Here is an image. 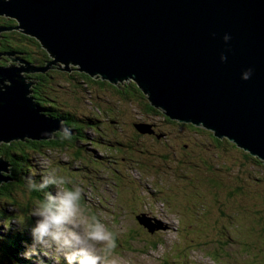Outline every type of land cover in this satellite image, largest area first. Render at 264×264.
Wrapping results in <instances>:
<instances>
[{
	"label": "water",
	"instance_id": "obj_1",
	"mask_svg": "<svg viewBox=\"0 0 264 264\" xmlns=\"http://www.w3.org/2000/svg\"><path fill=\"white\" fill-rule=\"evenodd\" d=\"M0 16L15 19L51 58L35 69L0 67V144L50 141L54 135L41 133L67 127L43 114L22 76L57 65L114 85L133 82L168 119L264 165V0H0ZM247 68L253 75L243 81ZM133 127L152 133L147 124ZM8 168L0 157V185L11 181ZM136 220L149 233L160 228L144 215Z\"/></svg>",
	"mask_w": 264,
	"mask_h": 264
},
{
	"label": "rangeland",
	"instance_id": "obj_2",
	"mask_svg": "<svg viewBox=\"0 0 264 264\" xmlns=\"http://www.w3.org/2000/svg\"><path fill=\"white\" fill-rule=\"evenodd\" d=\"M51 82V96L70 111L93 116L99 104L104 110L114 107L123 121L116 130L117 123H94V131L107 135V141L85 129V142L94 144L79 142L80 161L71 149L46 148L49 151L36 157L37 173L55 168L70 178L68 187L83 189L86 214L97 216L116 235L112 258L117 264H264V237L256 236L264 221L249 227L252 215L263 213L264 171L252 168L243 151L226 140L214 145L205 133H187L161 123L159 117L154 118L158 128L168 132L167 140L137 138L129 125L140 119L137 99L121 103L63 76ZM15 194L17 208H6L12 216L8 226L21 229L28 222L31 229L37 200L26 188L18 187ZM141 215L160 228L149 233L136 220Z\"/></svg>",
	"mask_w": 264,
	"mask_h": 264
},
{
	"label": "clouds",
	"instance_id": "obj_3",
	"mask_svg": "<svg viewBox=\"0 0 264 264\" xmlns=\"http://www.w3.org/2000/svg\"><path fill=\"white\" fill-rule=\"evenodd\" d=\"M225 44L231 40L224 34ZM227 56L220 55L224 63ZM253 69L247 68L241 73V80L248 81ZM61 140L72 138L67 127L58 130ZM42 136L54 134L44 131ZM28 191L43 193V199L37 201L32 216L37 217L30 229L32 244L23 253L25 259L34 260V264H44L45 259L60 264L61 258L66 264H117L112 253L117 247L116 235L97 216H89L81 206L83 189L72 184L70 178L59 175L52 168L41 176L40 181L28 176L24 178ZM53 187L55 192L46 191Z\"/></svg>",
	"mask_w": 264,
	"mask_h": 264
},
{
	"label": "trees",
	"instance_id": "obj_4",
	"mask_svg": "<svg viewBox=\"0 0 264 264\" xmlns=\"http://www.w3.org/2000/svg\"><path fill=\"white\" fill-rule=\"evenodd\" d=\"M76 73L78 75L73 73H66L64 75L69 81H74L75 78H77V80L82 82L81 84L86 89H92L96 82L88 75L79 73L77 71ZM48 77H51L52 80H55L57 77H61V73L50 71ZM59 80L62 81L61 78ZM135 87H137L136 84ZM50 90L52 89L50 88ZM50 90L47 94L48 106H43L41 108L46 110V114L48 116H54L61 120L62 123H65L68 128L74 131V135H72V138L69 140H61L58 134L52 141H48V143L35 144L34 146V143L27 141H14L9 144H0V157H2L9 164L7 176L11 180L0 185V220L3 222L4 226L3 228L0 226V264H34L31 260L25 259L23 256V253L27 250L28 246H31L32 244L30 228L28 226L30 224L26 222L25 227L21 229H15L11 226H8L12 216L7 214L6 208H17V195L15 192L18 187L26 188L24 180L25 177L32 176L37 180V182L40 181L42 174L37 173L39 161L36 157L49 150L62 151L71 149L73 150L76 161H80L83 159V150L81 149L82 146H78L79 142L84 145L90 144L91 146L94 144V141L92 140L89 143L85 142L86 140L84 136V130H93V126L95 125L94 123H96V117L94 115L91 116L88 114L86 115L83 113L70 111L69 109L65 108L63 104L62 106L54 96H51ZM151 108L152 107L147 105V110ZM211 140L214 142V145L217 146L220 145L217 144V142L221 143L215 138ZM231 145L233 144L231 143ZM46 148L49 150H46ZM242 154L244 156V160L250 163L252 168H258L264 171V165L258 158L251 157L244 151ZM261 181H259V184ZM52 189L53 187H49V192H51ZM30 193L31 198L35 201L43 199V195L40 192L32 191ZM260 201L262 202L263 213L258 210L254 215H252L249 227L252 225V222L260 224L262 221H264V194L260 196ZM262 231H264L263 223H261L256 228V236L263 238L264 236H262ZM258 232H260V234ZM44 264L52 263H47L45 261ZM60 264H66L63 258H61Z\"/></svg>",
	"mask_w": 264,
	"mask_h": 264
},
{
	"label": "flooded vegetation",
	"instance_id": "obj_5",
	"mask_svg": "<svg viewBox=\"0 0 264 264\" xmlns=\"http://www.w3.org/2000/svg\"><path fill=\"white\" fill-rule=\"evenodd\" d=\"M51 58L48 55V53L42 48L40 43L33 37L26 35L18 26V22L13 19L6 16H0V67H15V68H24L26 64L31 65L33 69L44 66L47 62H50ZM26 68V67H25ZM75 68H70V72L60 71L59 66H51L50 69L46 73H40V72H29V73H22V76L24 77V81L26 84H30L29 86V97L33 100V102L40 107L43 114L48 116L46 114V110L44 108H41L43 106H48V92L50 90L51 85V77H48V74L50 71L59 72L61 73V76H63L65 79L67 77L64 75L66 73H73L75 75H78L75 70H72ZM74 79V78H73ZM77 80V78H75ZM96 83L92 87L94 92H100L111 94L113 97H115L118 102H126L131 101V99H137V111L140 113V119L135 121L129 122L130 126L132 127V130L134 129V124H147L151 126V134H144L140 135L135 129L133 130V133L135 137H141L145 136L147 138H152L156 141L164 142L168 138V132L163 131L158 128V120H156L154 117L161 118V123H165L166 125H170L175 128H182V131L184 130L187 133H205L209 139H213L212 133L209 131H206L201 128H196L191 124L188 123H182L175 120H170L167 117H165L158 109L151 108L147 110V105H149L146 97L141 93V91L135 87V84L133 82H124V83H118L117 85L110 84L106 81H101L100 79H93ZM82 83V82H81ZM51 91V90H50ZM100 95L98 93V98H100ZM62 105V104H61ZM63 106V105H62ZM150 106V105H149ZM151 107V106H150ZM96 117V124L99 127L100 124L104 123L105 125H114L115 123V129L118 128V123H123L122 120L119 119L120 113L115 111L114 107H108V110H104L101 105L95 104L94 106ZM141 114L144 115V117H141ZM51 117V116H48ZM148 117H151L152 120H149ZM56 118V117H51ZM156 120V121H155ZM65 125V123H62ZM95 124V125H96ZM94 125V126H95ZM67 126V125H66ZM93 126V131L95 128ZM112 127V126H111ZM95 132V131H94ZM97 133L100 131L96 130ZM94 133L97 135L98 139L104 140L107 138V135H99L97 133ZM59 133L54 134V137L58 135ZM113 134L116 135V131L113 132ZM114 135V136H115ZM54 139V138H53ZM52 139V140H53ZM27 142L34 143L35 144H42V143H48V141H31L26 140ZM183 141V140H179ZM182 148H188V145L183 144L181 146Z\"/></svg>",
	"mask_w": 264,
	"mask_h": 264
}]
</instances>
